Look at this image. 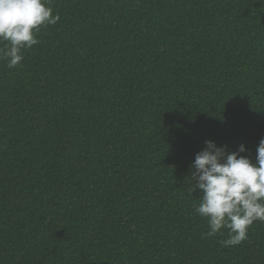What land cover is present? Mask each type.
Here are the masks:
<instances>
[{
    "label": "trees",
    "instance_id": "16d2710c",
    "mask_svg": "<svg viewBox=\"0 0 264 264\" xmlns=\"http://www.w3.org/2000/svg\"><path fill=\"white\" fill-rule=\"evenodd\" d=\"M50 6L0 61V264H264V222L224 247L188 177L206 140L255 161L264 0Z\"/></svg>",
    "mask_w": 264,
    "mask_h": 264
},
{
    "label": "clouds",
    "instance_id": "9594fccd",
    "mask_svg": "<svg viewBox=\"0 0 264 264\" xmlns=\"http://www.w3.org/2000/svg\"><path fill=\"white\" fill-rule=\"evenodd\" d=\"M58 20L50 0H0V61L9 69L21 65L23 51L39 43L41 27ZM244 152V144L228 150L206 140L190 165V194L196 189L201 192L195 213L207 220L208 236L228 229L227 239L221 241L224 247L240 244L255 221L264 222V137L255 161L241 155Z\"/></svg>",
    "mask_w": 264,
    "mask_h": 264
}]
</instances>
